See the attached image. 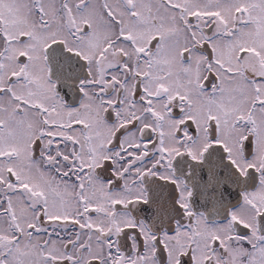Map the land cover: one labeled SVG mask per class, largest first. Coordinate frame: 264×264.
Returning a JSON list of instances; mask_svg holds the SVG:
<instances>
[{
	"label": "flooded vegetation",
	"instance_id": "af4514ba",
	"mask_svg": "<svg viewBox=\"0 0 264 264\" xmlns=\"http://www.w3.org/2000/svg\"><path fill=\"white\" fill-rule=\"evenodd\" d=\"M140 1L116 0L125 14L93 57L66 38L35 49L0 15V264H264V127L224 132L216 113L238 75L264 118V0H213L235 3L229 65L186 0H147L157 28L139 42L122 18L139 21ZM71 2L57 6L79 40L92 21ZM170 8L199 36L170 35Z\"/></svg>",
	"mask_w": 264,
	"mask_h": 264
},
{
	"label": "rangeland",
	"instance_id": "374dc122",
	"mask_svg": "<svg viewBox=\"0 0 264 264\" xmlns=\"http://www.w3.org/2000/svg\"><path fill=\"white\" fill-rule=\"evenodd\" d=\"M5 1L7 0H0V9H2L0 10V15L4 18L3 27L5 30H11L13 33L17 31L33 33L35 37H33L29 43H33L35 49H38L39 46L53 38H66L70 46L81 48L89 57H93L96 53H99L107 39L115 35L116 28L109 15L113 12L115 13L116 10L122 16L125 14L124 5L122 3L119 5L116 3V0H108L109 7L101 6V0H73V2L70 3L71 7H69L73 12L72 17L74 16L78 20L83 19L92 21L93 26L91 34L83 35L78 40L68 38V35L64 32L65 27L63 24L67 17L65 16V18H63V14L58 10L57 5L59 0H36L37 4L35 5L40 4L39 6L31 4L34 3L35 0H9L11 3H8V5ZM147 2V0H141L140 5L137 6L138 11L141 13V19L139 21H133L132 23L128 19L122 18L123 22L127 23V30L132 31L135 36H137L136 38L139 42L142 40L141 37H143L144 34H148L149 28H157L156 24L150 23L148 19L149 15L145 14ZM234 4L235 3L226 2L215 6L213 0H186V4L183 8L185 18H187V15L191 14L194 20L199 21V23H205V21H207V23L215 22L211 34L213 39L211 40L217 50L220 61L228 65L238 64L234 59L233 52L236 45L233 41L230 42L222 35V31H226V20H228L230 8ZM3 5H5V7H3ZM38 9H40L41 13ZM213 9L220 10L222 17L220 18L218 15L215 16L212 11ZM162 10L166 13L165 8H162ZM167 12L168 15H165V18L167 16L165 27H167V31H169L170 35H172L174 31L176 35H178V33H183L185 35L184 42H186V44L190 41L187 36L189 31H192L195 36H199L196 29L187 21L184 20L185 23L179 21L178 15L174 9L170 8ZM76 41L78 42L76 43ZM183 45L184 44L180 43L178 47H182ZM193 63L197 65L201 63L200 70L201 72L204 71L206 65L202 57L196 55ZM223 76L226 84V94L223 99L218 101L216 111L222 130L231 133L233 131L231 127H233L232 122L234 120L239 122L244 120L250 122L251 125L260 128L264 127V118L259 115V109L256 108L251 117H249L247 113L251 100V97L246 94V90H249L248 85H246L243 79L238 75L231 76L223 74ZM1 148L2 145H0V149Z\"/></svg>",
	"mask_w": 264,
	"mask_h": 264
},
{
	"label": "water",
	"instance_id": "95a60500",
	"mask_svg": "<svg viewBox=\"0 0 264 264\" xmlns=\"http://www.w3.org/2000/svg\"><path fill=\"white\" fill-rule=\"evenodd\" d=\"M48 63L50 64V62L48 61ZM53 71L56 69L52 68ZM52 69L50 71H52ZM210 154H211V151H207L206 154L204 155V158H203V162H202V169L205 171L206 169H209L210 170V167H211V164H210V160H211V157H210ZM202 207L205 208V205L202 204ZM206 212H208L209 214H213L214 210L211 209V208H207L205 210Z\"/></svg>",
	"mask_w": 264,
	"mask_h": 264
}]
</instances>
